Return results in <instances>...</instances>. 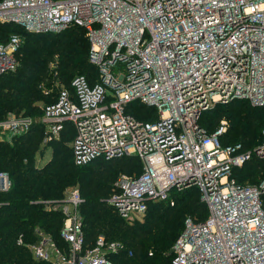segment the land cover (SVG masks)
<instances>
[{
    "label": "built area",
    "instance_id": "2783aa9c",
    "mask_svg": "<svg viewBox=\"0 0 264 264\" xmlns=\"http://www.w3.org/2000/svg\"><path fill=\"white\" fill-rule=\"evenodd\" d=\"M0 21L34 32L83 28L95 79L75 74L42 104V141L58 138L69 123L74 164L137 156L139 171L118 172L104 197L119 216L132 220L150 202L173 205L178 192L198 190L206 214L184 217L171 264H264V176L235 177L250 159H264V127L247 146L221 141L225 118L211 131L199 123L216 102L264 106V0H0ZM19 44L16 32L0 36V74L15 68ZM132 103L149 118L128 111ZM34 122L7 115L0 131L22 133ZM9 185L1 170L0 190ZM81 201L74 186L43 201L61 212L65 245L39 228L36 241L18 235L16 243L47 264H114L111 255L123 249L119 240L98 234L83 244Z\"/></svg>",
    "mask_w": 264,
    "mask_h": 264
},
{
    "label": "trees",
    "instance_id": "16d2710c",
    "mask_svg": "<svg viewBox=\"0 0 264 264\" xmlns=\"http://www.w3.org/2000/svg\"><path fill=\"white\" fill-rule=\"evenodd\" d=\"M78 30H81L83 34L86 59L84 55L73 68L79 69L80 72L76 74H83L87 81L92 83L96 76V68L90 63L94 68L91 71L87 64L89 62L87 58L88 42L81 26L68 25L59 33H51V31H42L37 34L29 33L30 36L26 40L28 46L25 49L31 51L34 46L38 47V44L47 45L59 50L65 56L71 55L78 51L76 47L81 38ZM10 32L17 33L16 30ZM61 39L64 40L60 42ZM49 40V44H46V41ZM53 43H58V45ZM70 71V69L65 70L66 73ZM17 84L22 85L21 82H17ZM33 85L31 84L29 93L27 91L20 97L12 98V101L8 102L2 110L0 109V115L7 108L13 107L14 110H17L25 107V104L28 105V102L34 98ZM4 90V87H0V95L3 96ZM5 99L7 98L3 97L0 104ZM247 102L246 99H233L221 105L216 104L212 110L208 108L209 110L206 109L201 113L199 123L207 131H211L220 117L225 116L229 120V126H227L221 141L225 143L239 140L249 146L258 140L260 130L264 127V106L250 107V103ZM137 104L129 105L131 109L127 108V110L138 117L148 119L149 115L145 107H142L144 110L140 107L141 115L136 113L139 111L136 109ZM224 106L225 108H222ZM230 108L234 110L232 111ZM42 125L43 122L41 121L32 124L30 129L33 128V131L27 137L28 142L25 143V147L22 144L15 146L6 140H0V171H8L15 176V178L11 177L8 189L0 191V264H47L45 261H35L24 244L16 243L18 235L22 237L24 242L36 241L35 228L49 233L58 245H65L59 236L62 214L58 210L45 208L43 201L60 198L65 185L75 180L79 182V192L82 197L79 208L82 213L84 245L92 244L99 232L106 238H114L111 236H116L120 232V237L128 239L129 242L126 245L122 241L126 248L123 247L122 250L111 255L113 262L118 258L119 260L122 259L121 261L118 260L119 264H166L167 261L168 264H171V251L168 249L183 227L182 214L191 212L189 215L195 220L203 219L206 214V208L199 198L198 190L191 187L178 192L173 205L150 202L142 221L134 220L129 224L122 222L123 218L106 202L104 197L111 191L113 170L128 173L131 169L138 172L141 167L140 159L135 155H121L109 159L97 158L95 160L101 161V163L96 166L90 165L95 160L86 164H74L70 147L69 151H63L65 146L60 144V139L65 137L69 139L72 134L69 123H66L59 137L48 142H51L55 150L58 147V150L42 167H35L31 157L28 156L38 142ZM38 128L40 131L35 133ZM24 155H27L26 161L22 160L23 157H26ZM67 155L70 156L71 161L68 160ZM250 162L254 163L249 168L251 169L250 174L247 173L246 168L245 171L241 169L240 173L242 174L235 176L237 181L242 182V178L248 177L250 182H256L264 176V159L252 158ZM74 170H76L75 173ZM102 216L105 217L101 218ZM111 233L112 235H110ZM127 249L133 254L131 262L125 258ZM146 250L147 252L151 251V253L147 254ZM166 251H168L167 254Z\"/></svg>",
    "mask_w": 264,
    "mask_h": 264
},
{
    "label": "rangeland",
    "instance_id": "374dc122",
    "mask_svg": "<svg viewBox=\"0 0 264 264\" xmlns=\"http://www.w3.org/2000/svg\"><path fill=\"white\" fill-rule=\"evenodd\" d=\"M65 28L66 27L59 29V30H56V31H51V33L52 32H54V33L58 32L59 33V31L61 32ZM12 30H16L18 35H19V38H20V44H19L17 52L15 53L17 64H16L15 68L0 74V87L5 88L3 96L0 95V100L3 97L7 98L0 104V109L2 110V108L4 106H6L8 102L12 101V98L20 97L22 94H25L27 91L29 93L30 88H31V84H34L33 85L34 86V95H33L34 98L30 102H28V105L25 104V107L18 108L17 110H14L13 107L5 109L4 111L1 112L0 117L2 118V117L7 116V115H19V116L29 115V116H31V118H33L35 120V122L40 121L39 117L41 116L42 104L53 99L57 93V90L60 88V86H64V87L67 86L69 84L70 79L73 77V75L80 72L79 69L73 68V66H75L77 61L79 59H81L84 55H85V59H86V53L84 52V48H83V44H84L83 34H82L81 30H78L80 33V36H81V38L78 40V45L76 47V50H78V51L72 53L71 55L65 56L59 50L55 49L54 47H48L47 45L42 46V45L38 44V47L34 46V48L31 51L26 50L25 48L28 46L26 43V40H28V36H30L28 34L29 33L37 34L39 31H37V32L30 31V30L24 28L21 24L10 23L7 21H0V35L6 36ZM63 38H64V36H63ZM64 39H61L60 42L63 41ZM49 42H50V40L46 41V44H49ZM53 44L58 45V43H53ZM85 51H86V49H85ZM87 64L89 65V69L91 71L94 70V68L90 64V62H88ZM67 69H70L71 71L69 73H66L65 70H67ZM8 80H9V82H8ZM17 82H21L22 85L21 86L18 85ZM134 104H137V103H133L131 105H134ZM216 104L221 105L222 103L216 102L211 107H209V109L212 110V108L216 107ZM249 105H250V107L253 106L251 104H249ZM130 106H128L129 110L131 109ZM18 107H20V104H18ZM140 107L142 108L144 106L137 104L136 109H139V111L136 112L135 109H133V110L136 113L140 114V112H141ZM222 108H225V106ZM142 109L144 110V108H142ZM208 110H207V112H208ZM230 110L233 111L234 109L230 108ZM248 110H251V109H248ZM244 111H246V109H244ZM142 116H144V115H142ZM220 118H225V120L227 122V126H229V120L225 116L220 117ZM42 126H43V128H41L42 131H41L40 137L38 139V142H37L35 148L30 152V154L28 156V157H31V161L35 167H42L51 158V156H53L54 152H56L58 150V147L56 148V150L54 149V147H52L51 142L46 143V142L42 141V136L45 133L44 123ZM30 127L28 130H26L22 133L13 134V135H11L7 132L0 131V140H6V142L12 143L15 146H18V144H22L23 147H25V143L28 142L27 137L33 131V128L30 129ZM39 131H40V129L38 128L35 130V133L39 132ZM60 140H61L60 144L65 146L63 148V151L64 150L69 151V139H67V137H65V138L60 139ZM63 155H65V153ZM69 155H67V158H68V160L71 161V158ZM24 156H26V157H23L22 160L26 161L27 155H24ZM250 161H251V159L245 163L242 171H245V168H246V170H248L247 173H249L251 171V169H249V168H251L254 163L250 162ZM99 163H101V161L95 160V162L91 163L90 165L96 166ZM5 172H6V175L8 176L10 183H11V177L15 178L14 174L8 173V171H5ZM73 172L75 173L76 170H74ZM118 172H119V170H113V176L111 177L112 178L111 179L112 184L116 180V176H117ZM131 172H135V170L130 169L128 173H131ZM236 175L237 174H235V176ZM241 180H243V182L244 181L250 182V180H248V177H246L244 179L242 178ZM73 186L77 187L78 190H80L79 189V182L77 180H75V181L69 182L68 184L65 185V187L62 190L61 195H63L65 188L73 187ZM0 191H3V190H0ZM78 211L82 217V213L80 212V208L78 209ZM189 214H191V212L185 213V214L183 213L182 218L184 219V217L186 215H189ZM145 215H146V213H144L143 215H137L132 220H126L123 218L122 222L129 224L134 220L142 221L143 218L145 217ZM104 217L105 216H102L101 218H104ZM182 218H181V221H182ZM112 233H114V232H112ZM112 233L110 235H112ZM99 234H101L103 236V234L101 232H99ZM119 234H120V232H119ZM119 234L116 236H111L114 238H107V239L119 240L123 244V247L126 248V246L124 245V243L122 241H124L125 244L128 245L129 240L125 239L124 237H120ZM55 243H57V242H55ZM171 246H172V243L169 246L168 251L171 249ZM147 250H146V253L148 254ZM128 251L129 250L127 249V254L125 255V258L128 261L133 260L132 259V257H133L132 252L129 253ZM168 251H166L165 253L167 254ZM30 254H31V252H30ZM118 260H119L118 258L116 261L114 260L115 264H119V261H121L122 259H120L119 261ZM35 261H38V260H35ZM134 264H136V263H134ZM166 264H168V261Z\"/></svg>",
    "mask_w": 264,
    "mask_h": 264
}]
</instances>
